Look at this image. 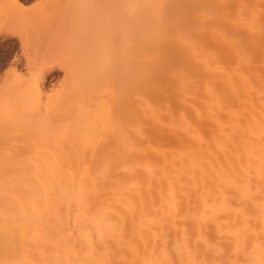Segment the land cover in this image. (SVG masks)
<instances>
[{
    "label": "bare ground",
    "instance_id": "obj_1",
    "mask_svg": "<svg viewBox=\"0 0 264 264\" xmlns=\"http://www.w3.org/2000/svg\"><path fill=\"white\" fill-rule=\"evenodd\" d=\"M84 9L0 84V264H264V0Z\"/></svg>",
    "mask_w": 264,
    "mask_h": 264
},
{
    "label": "rangeland",
    "instance_id": "obj_2",
    "mask_svg": "<svg viewBox=\"0 0 264 264\" xmlns=\"http://www.w3.org/2000/svg\"><path fill=\"white\" fill-rule=\"evenodd\" d=\"M86 2L24 0L8 6L15 13H3V10L0 13V28L5 24L10 25L7 27L13 29L15 36L4 42L0 37V84L11 69L15 68L18 73H22L27 63L40 62L49 67L47 87L59 85L63 80V66L79 62L80 51L76 48L80 46L79 25L80 18L85 15ZM92 23H96L94 16ZM90 41L86 46L90 45Z\"/></svg>",
    "mask_w": 264,
    "mask_h": 264
}]
</instances>
